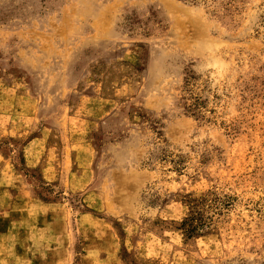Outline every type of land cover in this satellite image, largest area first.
Segmentation results:
<instances>
[{
  "label": "rangeland",
  "instance_id": "374dc122",
  "mask_svg": "<svg viewBox=\"0 0 264 264\" xmlns=\"http://www.w3.org/2000/svg\"><path fill=\"white\" fill-rule=\"evenodd\" d=\"M0 264H264V0H0Z\"/></svg>",
  "mask_w": 264,
  "mask_h": 264
},
{
  "label": "trees",
  "instance_id": "16d2710c",
  "mask_svg": "<svg viewBox=\"0 0 264 264\" xmlns=\"http://www.w3.org/2000/svg\"><path fill=\"white\" fill-rule=\"evenodd\" d=\"M204 226L203 216L200 213L190 215L183 223L184 231L187 234L198 233Z\"/></svg>",
  "mask_w": 264,
  "mask_h": 264
}]
</instances>
